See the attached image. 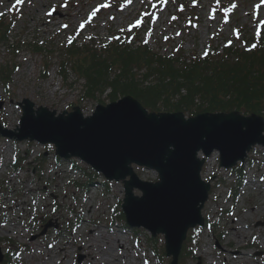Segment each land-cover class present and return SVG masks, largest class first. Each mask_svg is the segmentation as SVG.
<instances>
[{
  "label": "rangeland",
  "instance_id": "374dc122",
  "mask_svg": "<svg viewBox=\"0 0 264 264\" xmlns=\"http://www.w3.org/2000/svg\"><path fill=\"white\" fill-rule=\"evenodd\" d=\"M0 14L12 22L0 43V124L10 131L20 126L25 99L57 115L80 107L89 116L97 105L123 97L112 96L111 88L88 96L87 81L70 63L72 46L79 58L88 48L97 59L127 55L129 62L137 56L107 47L129 40L131 53L147 45L155 54L194 61L207 52L218 58L227 42L242 50L256 32L264 33V0H0ZM147 70L133 72L141 79ZM0 139V242L6 251L10 244L18 250L15 264H79V256L80 264L171 263L162 234L153 238L123 219V181H107L79 159L58 160L53 145L25 141L13 149ZM238 166L240 181L235 168L220 166L217 152L206 160L202 177L212 189L202 211L205 226L189 231L184 247L193 256L185 250L178 264H209V257L214 264H264V147L254 146ZM134 170L142 180H158L155 171ZM48 224L53 227L32 240Z\"/></svg>",
  "mask_w": 264,
  "mask_h": 264
},
{
  "label": "water",
  "instance_id": "95a60500",
  "mask_svg": "<svg viewBox=\"0 0 264 264\" xmlns=\"http://www.w3.org/2000/svg\"><path fill=\"white\" fill-rule=\"evenodd\" d=\"M22 109L17 132L0 126V133L53 144L60 158H77L106 179L123 181L128 225L154 237L164 235L172 264L189 229L204 224L202 209L211 185L201 178L205 160L198 154L209 157L217 151L221 165L232 168L245 162L254 145L264 146V118L256 114L204 113L187 119L181 112L149 113L131 96L98 105L88 117L79 107L59 115L44 107L35 110L30 100ZM133 165L155 171L159 180H141ZM135 189L142 195L136 196Z\"/></svg>",
  "mask_w": 264,
  "mask_h": 264
},
{
  "label": "trees",
  "instance_id": "16d2710c",
  "mask_svg": "<svg viewBox=\"0 0 264 264\" xmlns=\"http://www.w3.org/2000/svg\"><path fill=\"white\" fill-rule=\"evenodd\" d=\"M11 28L5 18H0V43L8 40ZM121 46L124 53L137 57L129 62L127 55L120 56V61L106 57L97 59L96 50L86 48L91 53L79 58L77 52L80 50H76V46L68 49L73 70L87 81L88 96L111 88L112 96L130 95L150 112H183L194 116L204 112L238 111L245 115L264 116L263 39H259L249 51L230 46L218 58L211 55L189 63L181 56L155 54L147 45H140L135 53H131L127 51L128 44L112 43L108 51L119 50ZM109 61L114 65L111 66ZM144 66L147 73L137 79L133 69ZM111 68L114 69L113 75L109 73ZM185 250L186 247L184 253Z\"/></svg>",
  "mask_w": 264,
  "mask_h": 264
},
{
  "label": "bare ground",
  "instance_id": "6f19581e",
  "mask_svg": "<svg viewBox=\"0 0 264 264\" xmlns=\"http://www.w3.org/2000/svg\"><path fill=\"white\" fill-rule=\"evenodd\" d=\"M34 109H35V105H34ZM22 111H23V109H21ZM36 110V109H35ZM263 241V240H262ZM264 242V241H263ZM255 243V242H254ZM236 245L237 246H240V244H239V242L238 243H236ZM264 243H262V244H259V246H260V251L262 252V254L264 253ZM242 256V255H241ZM247 256H251L250 254H248ZM239 260H242V257H240L239 258ZM209 261L210 262H208L209 264H214L213 263V260H212V258L211 257H209ZM249 261V260H248ZM244 261L245 262V264H251V262L249 261ZM258 264H260V263H258Z\"/></svg>",
  "mask_w": 264,
  "mask_h": 264
},
{
  "label": "snow or ice",
  "instance_id": "6c2138e0",
  "mask_svg": "<svg viewBox=\"0 0 264 264\" xmlns=\"http://www.w3.org/2000/svg\"><path fill=\"white\" fill-rule=\"evenodd\" d=\"M0 15H2V14H0ZM253 47H255V45H253Z\"/></svg>",
  "mask_w": 264,
  "mask_h": 264
}]
</instances>
